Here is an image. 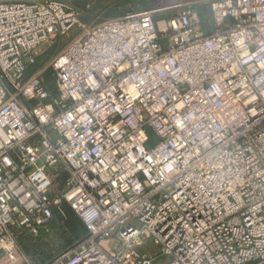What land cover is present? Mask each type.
<instances>
[{"label": "built area", "instance_id": "1", "mask_svg": "<svg viewBox=\"0 0 264 264\" xmlns=\"http://www.w3.org/2000/svg\"><path fill=\"white\" fill-rule=\"evenodd\" d=\"M74 1L0 0V264L63 202L86 232L44 264H264V0Z\"/></svg>", "mask_w": 264, "mask_h": 264}, {"label": "trees", "instance_id": "2", "mask_svg": "<svg viewBox=\"0 0 264 264\" xmlns=\"http://www.w3.org/2000/svg\"><path fill=\"white\" fill-rule=\"evenodd\" d=\"M102 1L104 0H77L74 1V4L84 11H89V5H99ZM135 1L138 0H118V2L113 3V5L104 6L102 7L103 15H105L106 18H115L126 15L130 10V7H128L127 4H131ZM196 8L204 18L208 19L211 14L209 4L197 5ZM57 44L58 43L54 44L44 54L38 56L36 63L28 68L27 73L29 75L40 69L45 64V62L57 52ZM46 78L48 80L46 82L49 87L55 88V83L52 81V71L50 69L46 70ZM62 208L64 210V213L62 214L59 211H55L53 219L50 221L47 228L42 230L39 235L34 236L26 231H20L18 235V242L20 247H22L28 253L31 252V249L35 247L34 241H37L39 237L42 238L43 236H45L46 231L50 234L54 232H61L62 236H65V238H63L67 240V242L71 241L72 244L75 241L79 240L86 232V227L83 221L72 210L68 203L63 202ZM72 244L68 245L66 248H68ZM66 248H64L63 250H65Z\"/></svg>", "mask_w": 264, "mask_h": 264}, {"label": "rangeland", "instance_id": "3", "mask_svg": "<svg viewBox=\"0 0 264 264\" xmlns=\"http://www.w3.org/2000/svg\"><path fill=\"white\" fill-rule=\"evenodd\" d=\"M115 2H118V0H115V1L114 0H104L99 5H95V6L89 5L90 10L89 11L83 10L82 12V20L85 22L93 23V22L104 20V19H108L106 18L105 15H103L102 7L113 5V3ZM183 2H186V1L180 0V3H183ZM168 5L169 4L160 6L161 9L156 14V18L159 22H162L164 19H168L170 17V14H171L170 9H169L170 5L169 6ZM127 6L133 10H144L150 6V2L149 0H138L131 4L128 3ZM209 19H211V14L207 20ZM75 32H77V30H75ZM71 36L72 34L69 35L67 38H65L63 42L57 44L56 46L57 51L61 49L62 44L64 45L66 41L68 42L70 40ZM45 234L46 235L43 236L42 238L39 237L37 241H34L35 247L31 249V252L28 253L26 250H24L21 247L22 251L28 257V259L33 261L36 264H44L47 261L53 260L63 251L64 248L72 244L71 241L67 242V240L64 239L65 236H62L61 232L59 233L54 232L50 234L46 231ZM140 250L147 252L149 254H152V255H156L155 264H167L170 260L169 257L159 255V248L152 241H146L145 245L141 247Z\"/></svg>", "mask_w": 264, "mask_h": 264}, {"label": "water", "instance_id": "4", "mask_svg": "<svg viewBox=\"0 0 264 264\" xmlns=\"http://www.w3.org/2000/svg\"><path fill=\"white\" fill-rule=\"evenodd\" d=\"M150 6L149 9L155 8L157 6H163L171 3V0H149ZM133 9H130L129 12H132Z\"/></svg>", "mask_w": 264, "mask_h": 264}]
</instances>
